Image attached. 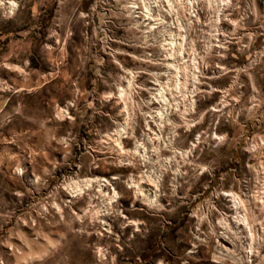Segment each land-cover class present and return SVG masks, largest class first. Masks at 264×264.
Wrapping results in <instances>:
<instances>
[{
	"label": "rangeland",
	"instance_id": "1",
	"mask_svg": "<svg viewBox=\"0 0 264 264\" xmlns=\"http://www.w3.org/2000/svg\"><path fill=\"white\" fill-rule=\"evenodd\" d=\"M0 2V264H264V0Z\"/></svg>",
	"mask_w": 264,
	"mask_h": 264
},
{
	"label": "bare ground",
	"instance_id": "2",
	"mask_svg": "<svg viewBox=\"0 0 264 264\" xmlns=\"http://www.w3.org/2000/svg\"><path fill=\"white\" fill-rule=\"evenodd\" d=\"M142 3H143V14H144V17L145 18H150L152 12H156V16L158 14V9L155 7L154 9V4L151 2V0H142ZM9 6H10V11L9 13H12V10L15 8L16 6V3L14 1H9L7 3ZM3 3L0 2V6H2ZM17 7V6H16ZM131 7L132 9L134 8V4H131ZM157 9V10H156ZM134 9L131 11L133 12ZM160 15V14H159ZM152 18V17H151ZM150 20V19H149ZM158 19L155 18V22H157ZM167 29V28H166ZM141 145L138 144V146H136V151L138 150V148L140 147ZM255 147V146H253ZM254 149H258V147L256 146ZM143 160L146 161L145 157H146V154H144L143 156ZM147 158V157H146ZM159 181V180H158ZM154 183V182H153ZM158 183V182H156ZM246 184V183H245ZM157 186V184H155ZM247 185V184H246ZM244 185L246 188H244V191H240L242 193V195L244 196V198H241L240 195H237L235 193H228V194H224L226 197H229V199L231 200L232 202V206L234 208V212L236 213V215H238L242 221H238L237 223L238 224H242L244 226L245 229H247L248 231V234L251 236V242L255 241L256 243L259 242V238H257V235H256V232H255V228L253 226H249L248 224V221H247V217H248V214H247V210H246V204L248 205V203L251 202V199L253 198V201H257V203L259 202V204L262 206H264V190L262 192H260L259 194L255 193V194H250V192H248V189H247V186ZM136 187H137V192H139L141 190V193H142V187L139 186L138 184H136ZM156 188V187H155ZM157 189V188H156ZM155 189V190H156ZM151 191V190H149ZM158 191V189L156 190ZM151 194V193H150ZM149 193L147 192L146 195H145V198L148 200V198L150 199V196H148ZM152 198L150 200V202L152 203L153 200H155L157 197L156 196V193L154 194H151ZM158 195V193H157ZM251 207V206H250ZM249 208V207H248ZM252 210V209H250ZM253 219V218H252ZM254 220V219H253ZM257 221V220H256ZM255 224V223H254ZM238 230V229H237ZM257 230V229H256ZM238 232L240 233V231L238 230ZM246 250V255L249 256L251 255L252 253V249H253V244H248Z\"/></svg>",
	"mask_w": 264,
	"mask_h": 264
},
{
	"label": "built area",
	"instance_id": "3",
	"mask_svg": "<svg viewBox=\"0 0 264 264\" xmlns=\"http://www.w3.org/2000/svg\"><path fill=\"white\" fill-rule=\"evenodd\" d=\"M163 1H165L164 2L165 8L163 7V5L161 6V10H159V12L157 14V19L159 22L163 23V25H165L166 28H169V26L173 27V23L175 22L174 16H176L174 14L176 12L174 9V4H172V0L171 1L170 0H163ZM157 8H158V6H157ZM164 13L166 15H167V13L172 14V18H173L172 24L170 23L171 21L165 23L166 17L164 15ZM167 16H169V15H167Z\"/></svg>",
	"mask_w": 264,
	"mask_h": 264
},
{
	"label": "clouds",
	"instance_id": "4",
	"mask_svg": "<svg viewBox=\"0 0 264 264\" xmlns=\"http://www.w3.org/2000/svg\"><path fill=\"white\" fill-rule=\"evenodd\" d=\"M158 182V181H157Z\"/></svg>",
	"mask_w": 264,
	"mask_h": 264
}]
</instances>
